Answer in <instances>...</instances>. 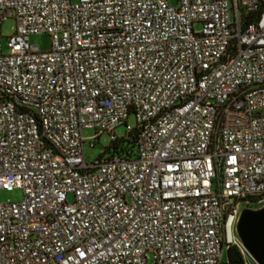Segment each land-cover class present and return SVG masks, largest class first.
Returning a JSON list of instances; mask_svg holds the SVG:
<instances>
[{
	"label": "built area",
	"instance_id": "1",
	"mask_svg": "<svg viewBox=\"0 0 264 264\" xmlns=\"http://www.w3.org/2000/svg\"><path fill=\"white\" fill-rule=\"evenodd\" d=\"M122 125L136 157L87 163L83 131ZM10 189L0 264H221L264 205V0H0Z\"/></svg>",
	"mask_w": 264,
	"mask_h": 264
},
{
	"label": "rangeland",
	"instance_id": "2",
	"mask_svg": "<svg viewBox=\"0 0 264 264\" xmlns=\"http://www.w3.org/2000/svg\"><path fill=\"white\" fill-rule=\"evenodd\" d=\"M72 1L75 2L76 0ZM169 1L175 4V0ZM14 25L15 21L12 17L6 18L1 24V46L2 52L4 54H7L9 52V50L6 48V42L7 38L10 37L13 33ZM194 29L198 30L199 26H194ZM28 43L30 45H37L42 51H47L50 49V38L47 34H31L28 37ZM128 125H130L131 128L135 127V120L133 116H129ZM94 133L95 131L93 129H87L83 131V137L85 139V144L83 145V152L87 163H92L97 160L103 153V149H109L106 150V152L103 154V156L106 158L112 155L121 156L124 158H128L130 155L132 159L136 157V146L134 145V143L129 139L122 140V138L127 137V130L124 125L117 127L114 131L115 136L119 138V142L116 146V149L114 148V146H112L111 137L108 133H101L98 138L93 140L92 136ZM89 141L94 143L93 147L89 146ZM21 198L22 191L20 189L0 190V204L6 202H16L21 200ZM253 208L259 207L253 205ZM233 237H235L236 240ZM226 240L228 241V243L226 242ZM225 243L239 245L234 231V226L230 232L229 237L227 239L225 238ZM149 257L151 260V255ZM243 259L244 264H255L246 253H243ZM223 260H225V257H223Z\"/></svg>",
	"mask_w": 264,
	"mask_h": 264
},
{
	"label": "water",
	"instance_id": "3",
	"mask_svg": "<svg viewBox=\"0 0 264 264\" xmlns=\"http://www.w3.org/2000/svg\"><path fill=\"white\" fill-rule=\"evenodd\" d=\"M234 231L242 254L245 252L255 264H264V205L241 209Z\"/></svg>",
	"mask_w": 264,
	"mask_h": 264
},
{
	"label": "trees",
	"instance_id": "4",
	"mask_svg": "<svg viewBox=\"0 0 264 264\" xmlns=\"http://www.w3.org/2000/svg\"><path fill=\"white\" fill-rule=\"evenodd\" d=\"M125 139L131 140L135 145L136 137L134 134H127V137L122 138V140H125ZM118 142H119V138L118 140L111 142L112 146H114L115 149H116ZM224 257H225V260H223L221 264H244L243 254L240 250L239 245L231 244V243L226 244Z\"/></svg>",
	"mask_w": 264,
	"mask_h": 264
},
{
	"label": "bare ground",
	"instance_id": "5",
	"mask_svg": "<svg viewBox=\"0 0 264 264\" xmlns=\"http://www.w3.org/2000/svg\"><path fill=\"white\" fill-rule=\"evenodd\" d=\"M235 240H236V238L235 237H233ZM238 241V240H237ZM238 244H239V242H238ZM245 253V252H244Z\"/></svg>",
	"mask_w": 264,
	"mask_h": 264
}]
</instances>
